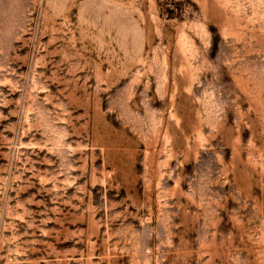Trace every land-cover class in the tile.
Segmentation results:
<instances>
[{"label":"rangeland","instance_id":"374dc122","mask_svg":"<svg viewBox=\"0 0 264 264\" xmlns=\"http://www.w3.org/2000/svg\"><path fill=\"white\" fill-rule=\"evenodd\" d=\"M0 264H264V0H0Z\"/></svg>","mask_w":264,"mask_h":264}]
</instances>
